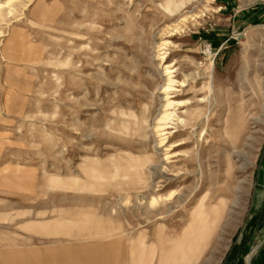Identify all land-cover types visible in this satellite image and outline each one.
I'll return each instance as SVG.
<instances>
[{
    "label": "rangeland",
    "instance_id": "rangeland-1",
    "mask_svg": "<svg viewBox=\"0 0 264 264\" xmlns=\"http://www.w3.org/2000/svg\"><path fill=\"white\" fill-rule=\"evenodd\" d=\"M263 151L264 0H0V264H226Z\"/></svg>",
    "mask_w": 264,
    "mask_h": 264
},
{
    "label": "crops",
    "instance_id": "crops-1",
    "mask_svg": "<svg viewBox=\"0 0 264 264\" xmlns=\"http://www.w3.org/2000/svg\"><path fill=\"white\" fill-rule=\"evenodd\" d=\"M259 16L261 11L241 12L238 21L242 24L250 22L251 19L256 20ZM257 180L254 212L248 215L242 230L233 242L226 264H264V151L259 161Z\"/></svg>",
    "mask_w": 264,
    "mask_h": 264
},
{
    "label": "bare ground",
    "instance_id": "bare-ground-1",
    "mask_svg": "<svg viewBox=\"0 0 264 264\" xmlns=\"http://www.w3.org/2000/svg\"><path fill=\"white\" fill-rule=\"evenodd\" d=\"M160 48V47H159ZM162 50V49H161ZM208 51V50H207ZM159 60L162 62L165 58V53H161L159 54ZM163 72H164V76L166 77L165 81L167 82L164 86H163V90H162V97H161V107H160V111H159V115L157 116L155 123L151 126H148L150 128L149 133L152 134V137L154 139V143H155V149L161 150V147L165 146L169 139H170V132L168 131V129H170L168 126L169 124H171L170 122L174 121L172 120L173 118H176V121L179 120L177 116H175L174 114V107L176 106V104L174 103L175 101L171 100L170 96H169V91L171 88V84L173 83V79L171 80V71L169 70L168 66H165L163 68ZM147 127V128H148ZM178 145H168L164 150V158L163 160L166 162L168 161L171 156L169 151H172L175 147H178ZM165 168V167H164ZM158 170V167L154 168V171ZM154 200H152L151 203L149 204H153ZM225 207H226V203L225 201L221 200L218 205L216 206H211L210 208L207 207L203 202H201V204H199V206L197 208H195L194 213L192 214V221H204L203 222V227L200 228L202 229H206L208 226V223H210V225H214L215 221L219 220L222 218L223 214L225 213ZM171 209V206L169 207ZM198 227H195V229ZM210 233L213 232V230L210 228L209 230ZM257 247V246H256Z\"/></svg>",
    "mask_w": 264,
    "mask_h": 264
}]
</instances>
